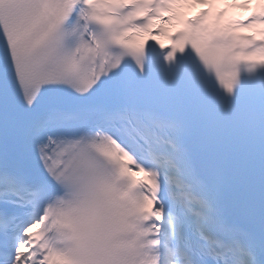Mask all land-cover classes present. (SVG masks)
I'll return each mask as SVG.
<instances>
[{
    "label": "snow or ice",
    "instance_id": "snow-or-ice-1",
    "mask_svg": "<svg viewBox=\"0 0 264 264\" xmlns=\"http://www.w3.org/2000/svg\"><path fill=\"white\" fill-rule=\"evenodd\" d=\"M252 2L0 0V264H264Z\"/></svg>",
    "mask_w": 264,
    "mask_h": 264
}]
</instances>
